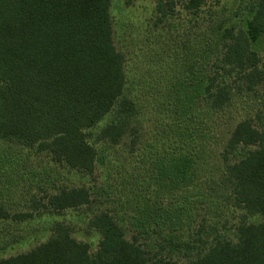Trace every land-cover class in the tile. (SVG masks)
Here are the masks:
<instances>
[{
    "label": "trees",
    "instance_id": "16d2710c",
    "mask_svg": "<svg viewBox=\"0 0 264 264\" xmlns=\"http://www.w3.org/2000/svg\"><path fill=\"white\" fill-rule=\"evenodd\" d=\"M153 1L156 20L171 15L178 3ZM204 1L186 0L183 6L197 10ZM247 3L250 17L243 28L218 24L210 27L215 39L199 38L194 50L199 65L187 67L194 81H170L166 99L174 95L168 102L173 120L157 132L171 137L158 150L145 137L144 111L126 93L125 58L113 41L111 0H0V220L31 219L34 209L29 207L40 204L33 193L22 201L29 189L11 193L18 179L3 168L15 151L43 153L85 176L96 168L97 143L130 153L144 144L159 174L158 190L140 196L141 210L123 217L131 226L130 239L115 216L101 210L87 221L100 235L95 252L55 220L45 241L0 258V264H264V105L255 102L264 101V71L252 48L264 37V0ZM223 69L233 71L232 85L221 75ZM238 95H244L240 102L247 111L224 121V111ZM186 101L199 103L188 140L196 146L186 145L189 133L178 117L187 113ZM251 103L258 104L254 114ZM97 126V132L91 131ZM149 132L155 137L156 131ZM27 157L16 161L18 167ZM164 175L172 176L173 189L172 201L165 203L156 193L163 191ZM44 198V208L58 214L90 202V191L84 184H57ZM234 210L241 216L233 238L217 235L221 215L224 225Z\"/></svg>",
    "mask_w": 264,
    "mask_h": 264
},
{
    "label": "rangeland",
    "instance_id": "374dc122",
    "mask_svg": "<svg viewBox=\"0 0 264 264\" xmlns=\"http://www.w3.org/2000/svg\"><path fill=\"white\" fill-rule=\"evenodd\" d=\"M185 1L178 0L172 14L164 20H156L157 14L153 0H134L129 5L125 4V0H111L109 9L112 17L113 41L125 58L126 93L129 92L135 96L138 107L144 111L142 123L147 131L145 137L148 142L157 144L158 150L161 148V142H167V137H171L169 133L164 135L157 132V129L164 126L165 122L173 120V110L169 109L173 104H168V102L174 95L171 93L172 95L166 99L170 81L176 83L175 77L185 80L184 84L194 81V75L187 67L197 68L199 65L200 58L194 50L199 48L200 39H215L217 35L215 28L218 24L243 28L244 23L250 17L247 0H205L197 10L186 9L183 6ZM212 26L215 28L211 29ZM252 48L258 55L259 69L264 71V37L255 41ZM194 56L198 58L196 62H193L196 59ZM220 72L226 82L232 85L235 80H233L235 77L233 71L223 69ZM238 96L233 98V104H230L227 111H224V121L229 122L230 116L239 118L247 111L242 108L244 102H240L244 100V95ZM249 100L246 99V101ZM251 100L252 103L255 101ZM258 101L255 102L261 104L262 108L264 101ZM193 103L194 101L188 105L186 101L183 107L188 114L185 112L184 115L178 116L179 119L185 120L184 123L189 133L186 145L189 146H196L188 141L192 138L193 126L196 122L193 114L196 112V107L199 108L198 102L195 105ZM257 105L254 103L251 105L252 108H248L253 109ZM252 112L254 114L255 110L253 109ZM260 114L264 121V108ZM109 118L110 115H107L99 126L104 125ZM99 126L91 131L97 132ZM149 130L153 133L156 131L155 137L148 136L151 133ZM90 138L92 139L93 136ZM177 139L178 136H175V140ZM215 141H211V145L215 146ZM143 145H137L136 151L130 153L118 146L112 148L107 144L97 143L99 152L96 168L92 174L85 176L67 168L62 163L52 161L43 153H37L34 150L15 151L10 156L12 161L7 162L4 165L6 168H3L7 170L6 173L9 176L18 179L15 184H12L13 192L11 193L17 196L14 194L15 189L19 195L25 189H29L22 201H26V198L33 193L36 194L34 197L40 204L38 207H29L30 210L34 209H32L34 215L31 219L21 222L0 220V244L8 242L4 248H0V258L25 252L45 241L51 234L50 225L55 220L64 222L75 239L87 243L90 252H95L100 235L88 226L87 221L93 213L101 210L114 215L117 221L124 226L126 237L130 239L131 226L123 217H128L133 215L134 211L141 210L142 198L140 196L146 194L149 196L151 191L155 192L159 188L158 182H155L159 174L157 168L152 167L156 166V161L153 163L154 156L146 151L147 148L150 149V146ZM3 147L4 144L0 142V149ZM205 149L206 146H204ZM151 150H154V147ZM26 156H28L27 161H22L24 163L18 167L16 161ZM202 161L207 165L209 159ZM26 171H30V176L19 179L18 174ZM162 178L165 183L162 185L163 191L156 193H159V196L162 195L161 200L165 203L170 201L173 195V189H170L172 176L164 175ZM170 178L171 180H168ZM149 181L151 184L148 192L146 186ZM57 184H84L90 191V202L79 207L65 209L58 214L49 213L48 209L43 206L47 199L41 198L52 192L53 186ZM24 209H26L25 206ZM38 211L43 212L38 213ZM233 214H228V221L224 225L222 223L224 218L221 215L217 227L222 233L217 232V235L233 238L232 232L235 230V224L239 221L241 213L234 210ZM182 236L186 237L184 233ZM14 239L15 241H12ZM177 256L183 260L186 255L177 253L175 257Z\"/></svg>",
    "mask_w": 264,
    "mask_h": 264
}]
</instances>
